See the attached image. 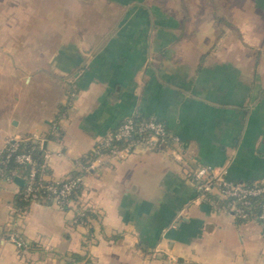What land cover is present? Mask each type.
<instances>
[{
	"label": "crops",
	"instance_id": "1",
	"mask_svg": "<svg viewBox=\"0 0 264 264\" xmlns=\"http://www.w3.org/2000/svg\"><path fill=\"white\" fill-rule=\"evenodd\" d=\"M109 2L102 17L72 0H0V150L45 138L63 179L130 117L178 143L85 174L64 210L20 211L22 177L1 182L0 264H264V228L199 200L189 176L264 181V0Z\"/></svg>",
	"mask_w": 264,
	"mask_h": 264
},
{
	"label": "built area",
	"instance_id": "2",
	"mask_svg": "<svg viewBox=\"0 0 264 264\" xmlns=\"http://www.w3.org/2000/svg\"><path fill=\"white\" fill-rule=\"evenodd\" d=\"M76 89L72 85L68 106L76 96ZM58 131V124H55L52 133ZM46 142L41 137L7 140L0 150V183L22 177L25 188L20 195L25 201L51 203L64 210L72 203L73 195L82 189L85 174L124 162L137 150L164 151L178 140L169 134L164 123L156 119L127 118L97 143L86 164L78 162L81 170L78 172L82 173L70 174L63 179L53 176ZM36 151L41 153L40 156L35 155ZM23 170L25 175H22ZM189 176L199 200L211 203L218 211L229 213L240 222H258L264 228V181L251 184L233 182L227 179L226 169L213 166H201L190 171ZM9 240L20 250L28 248L16 232Z\"/></svg>",
	"mask_w": 264,
	"mask_h": 264
},
{
	"label": "rangeland",
	"instance_id": "3",
	"mask_svg": "<svg viewBox=\"0 0 264 264\" xmlns=\"http://www.w3.org/2000/svg\"><path fill=\"white\" fill-rule=\"evenodd\" d=\"M72 1L75 4L73 6V12L74 13H76L77 9H80V8H82V9L78 10V12L84 13V15H87V13H88L87 16H92V13H98L100 11V15L102 17L103 16L105 17L106 14H110L111 12H113V9H112L113 6L111 5L112 2H109L111 0H105V1L103 0L102 5L100 4V8L98 7V5L96 3L97 0H83L85 3L82 0H72ZM78 3H81V4L77 5ZM121 10H123V9H121ZM115 12H116V9H115ZM98 18L99 17L93 18L92 19L93 21L90 18L89 19L87 18L86 24L88 25V27H92L94 24H95V26H93V27H96V24L98 22L96 20H98ZM83 20H85V18H83ZM87 20H88V22H87ZM81 22H85V21H81ZM100 24H101V27H103L104 29L111 28V26H112L111 25L112 22L107 21V19L104 21H100Z\"/></svg>",
	"mask_w": 264,
	"mask_h": 264
},
{
	"label": "trees",
	"instance_id": "4",
	"mask_svg": "<svg viewBox=\"0 0 264 264\" xmlns=\"http://www.w3.org/2000/svg\"><path fill=\"white\" fill-rule=\"evenodd\" d=\"M53 137H54L55 140L60 139V138H61V132L59 133V131H58V133H57V134H54ZM40 154H41L40 152H37V151L35 152V155H36V156H40ZM89 158H90V154L87 155L86 157L82 158L81 160H79V162H80L81 164H86ZM12 168H15V166L12 167ZM22 173H23L22 175H25V174H26V172H24V170H23ZM80 173H82V172H78V171H74V172H72V174H74V175H76V174H80ZM24 188H25V180H23V186L21 187V192L24 190ZM80 191H81V190H80ZM80 191L76 192V193L73 195V197H72L73 200L77 198V196H78V194L80 193ZM21 192H20V193H21ZM18 201H19V205H22V207L20 208V211L23 210V209L25 210V209H26L25 207L29 204V202L25 201L22 195L19 196ZM88 215H89V214H87V212H84V215L80 218L81 222H87L88 219H89ZM15 232L18 233V234L21 236V234H20L19 231H14V232L9 233V238H10V236H11L13 233H15ZM21 237H22V236H21Z\"/></svg>",
	"mask_w": 264,
	"mask_h": 264
}]
</instances>
